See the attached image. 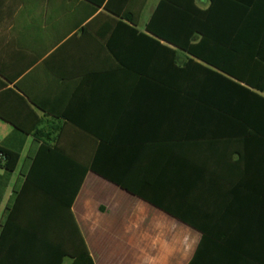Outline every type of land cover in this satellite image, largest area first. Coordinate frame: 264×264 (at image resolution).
<instances>
[{
  "label": "crops",
  "instance_id": "1",
  "mask_svg": "<svg viewBox=\"0 0 264 264\" xmlns=\"http://www.w3.org/2000/svg\"><path fill=\"white\" fill-rule=\"evenodd\" d=\"M158 1L0 0V151L17 155L0 167V227L46 149L44 165L100 172L86 171L69 207L91 264H260L264 142L194 109L209 84L196 65L212 68L145 31ZM216 1H254L264 40V0ZM53 205L35 186L15 204ZM2 242L0 264H18L17 236Z\"/></svg>",
  "mask_w": 264,
  "mask_h": 264
},
{
  "label": "trees",
  "instance_id": "2",
  "mask_svg": "<svg viewBox=\"0 0 264 264\" xmlns=\"http://www.w3.org/2000/svg\"><path fill=\"white\" fill-rule=\"evenodd\" d=\"M253 2L210 0L206 9H199L193 0H159L144 29L157 40L212 68L196 65L204 73L202 75H206L205 79L209 84L196 87L199 96L194 101L195 110L209 111L228 128L240 130L245 143H262L264 51L261 47H264V40L256 35V28L260 23L257 22ZM106 7L111 10L110 6ZM132 8L135 9V6L132 5ZM129 22L134 24L132 20ZM148 40L158 44L150 38ZM215 48L224 52L221 58L218 56L214 59L213 54L206 52ZM180 72L184 73L185 70L181 69ZM179 92L187 94L186 87L180 88ZM204 92L205 95H210L205 100ZM49 152L51 153L46 149L37 151L18 195H22L26 187L35 186L45 196H52L54 205L39 208L36 212L23 213L15 206L18 195L14 197L11 208L7 209L9 213L0 227V251L2 241L12 232L17 236V244L10 247L9 252L18 255V264H60L64 256L73 259L71 264H91L75 229L69 207L86 171L90 169L97 174L100 172L93 166L44 165V153ZM0 153L4 166L12 169L17 155L3 151ZM44 176H50L51 180H40ZM101 176L104 177L102 173ZM14 221H23L29 226L21 228L17 225L15 228ZM50 224L62 227L52 229ZM260 264H264V260Z\"/></svg>",
  "mask_w": 264,
  "mask_h": 264
},
{
  "label": "built area",
  "instance_id": "3",
  "mask_svg": "<svg viewBox=\"0 0 264 264\" xmlns=\"http://www.w3.org/2000/svg\"><path fill=\"white\" fill-rule=\"evenodd\" d=\"M2 164H3V157H2V155L0 153V167L2 166Z\"/></svg>",
  "mask_w": 264,
  "mask_h": 264
},
{
  "label": "rangeland",
  "instance_id": "4",
  "mask_svg": "<svg viewBox=\"0 0 264 264\" xmlns=\"http://www.w3.org/2000/svg\"><path fill=\"white\" fill-rule=\"evenodd\" d=\"M145 14H146V12L144 11V12H143V15L145 16ZM143 15H142V17H144ZM64 263L66 264V262H64Z\"/></svg>",
  "mask_w": 264,
  "mask_h": 264
}]
</instances>
